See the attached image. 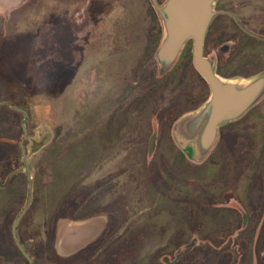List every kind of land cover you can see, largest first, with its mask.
<instances>
[{"label": "rangeland", "instance_id": "374dc122", "mask_svg": "<svg viewBox=\"0 0 264 264\" xmlns=\"http://www.w3.org/2000/svg\"><path fill=\"white\" fill-rule=\"evenodd\" d=\"M159 36L150 0H26L0 15V264H30L12 235L29 194L22 124L33 199L17 236L33 264H264V97L190 160L197 144L178 145L174 125L210 92L181 56L162 74ZM243 58L212 62L264 74L254 49ZM64 221L104 228L63 257Z\"/></svg>", "mask_w": 264, "mask_h": 264}, {"label": "water", "instance_id": "95a60500", "mask_svg": "<svg viewBox=\"0 0 264 264\" xmlns=\"http://www.w3.org/2000/svg\"><path fill=\"white\" fill-rule=\"evenodd\" d=\"M26 0H0V15L18 8ZM216 0H168L160 6L156 0H150L162 23V38L156 51V60L162 74L168 72L179 59L182 51L192 42V62L199 76L206 83L210 95L200 108L183 115L174 125V141L187 147L197 144V155L192 161H203L213 149L219 137L220 128L241 119L264 97V74L250 80L224 78L215 71L213 59L204 57L205 37L213 17ZM5 104V103H1ZM0 104V105H1ZM13 110L26 116L18 107ZM23 140L27 136L25 124H22ZM20 142L23 169L28 181V198L19 216L12 226V235L19 251L30 264L28 253L20 243L17 229L22 217L28 211L33 199V180L28 164V156ZM35 144L32 154L41 149ZM152 147V145H151ZM104 225L97 221L72 222L59 224L56 231V249L60 256L67 257L77 253L93 242L103 230Z\"/></svg>", "mask_w": 264, "mask_h": 264}, {"label": "flooded vegetation", "instance_id": "af4514ba", "mask_svg": "<svg viewBox=\"0 0 264 264\" xmlns=\"http://www.w3.org/2000/svg\"><path fill=\"white\" fill-rule=\"evenodd\" d=\"M205 46L208 56L217 62L236 60L241 55H244L245 60L247 51L250 53L252 49L256 51L259 58H264V0H216L203 51ZM229 64L230 62L226 63L227 66ZM215 71L223 77L237 76L236 74H223L220 68H216ZM256 107H253L238 121L247 119ZM254 119L256 117L252 116V120ZM262 144L264 149V141ZM230 209L234 208L227 206L222 208L227 212L231 211ZM202 212L207 213L208 210L202 209ZM212 214H219V211H213ZM249 215L251 216L250 212ZM242 217L243 224H245L247 219Z\"/></svg>", "mask_w": 264, "mask_h": 264}, {"label": "trees", "instance_id": "16d2710c", "mask_svg": "<svg viewBox=\"0 0 264 264\" xmlns=\"http://www.w3.org/2000/svg\"><path fill=\"white\" fill-rule=\"evenodd\" d=\"M159 41H160V36L158 37V39H157V41L152 45V47L150 48V51L151 52H153V51H155L157 48H158V46H159ZM181 59H180V61H183V60H187V61H189V62H191L192 61V42L190 41L188 44H187V46L185 47V49L183 50V52H182V54H181V57H180ZM199 78H200V80L202 81V82H204V80L199 76ZM224 78H229V77H224ZM231 78V77H230ZM205 83V82H204ZM206 84V83H205ZM231 128H232V126L230 125V126H225V127H223L222 129H223V132H228V133H230V131H231ZM226 130V131H225ZM54 233H53V235H52V244L54 243ZM54 248V247H53Z\"/></svg>", "mask_w": 264, "mask_h": 264}, {"label": "crops", "instance_id": "0c3cea01", "mask_svg": "<svg viewBox=\"0 0 264 264\" xmlns=\"http://www.w3.org/2000/svg\"><path fill=\"white\" fill-rule=\"evenodd\" d=\"M24 3V2H23ZM22 3V4H23ZM21 4V5H22ZM20 5V6H21ZM16 9V8H15ZM15 9H13V10H15ZM65 222V221H64ZM59 224H61V223H59ZM59 224H58V226H59ZM58 226H57V229H58ZM57 231V230H56ZM55 237H54V244H55V247H56V233H55V235H54ZM93 242H91V243H89V244H87L84 248H82L81 250H79L78 252H82L83 250H85L86 248H88L91 244H92ZM56 252H57V249L55 250ZM77 252V253H78ZM57 254V253H56ZM76 254V253H75Z\"/></svg>", "mask_w": 264, "mask_h": 264}]
</instances>
